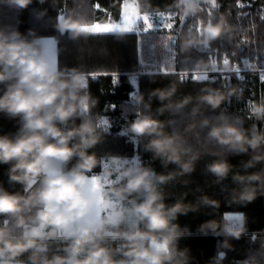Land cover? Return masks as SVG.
<instances>
[{
	"label": "clouds",
	"instance_id": "9594fccd",
	"mask_svg": "<svg viewBox=\"0 0 264 264\" xmlns=\"http://www.w3.org/2000/svg\"><path fill=\"white\" fill-rule=\"evenodd\" d=\"M32 2L10 0L20 9L27 8ZM176 4L184 16L194 15L200 8L199 0H176ZM59 28L75 37L84 34L86 25L76 17L67 16L59 23ZM225 31L226 20L223 17L215 22L202 23L196 34L182 41V50L194 45L207 47ZM201 63L198 62V66ZM209 65L215 67L216 62H203L204 67ZM0 66V83L12 81L0 94V113L19 116L21 121V127L14 135L0 134V164H10L8 174L11 182L26 186L25 192L21 193L10 192L0 185V215L14 220L13 224H0V258H3V264H26L18 258L27 252H30L28 259L31 264H129L128 259H116L118 253L130 258L132 264H171L176 256L184 257V264H187L186 250L175 248V242L184 232L173 222L179 215L197 210L201 204L218 207L219 201L204 195L198 204L185 203L180 199L168 205L161 185L194 170L201 153L188 144L185 133L192 132L197 126L206 127L211 121L206 118L198 125L190 123L183 133L169 132L167 129L174 121L162 120L156 113L162 115L166 111L182 109L194 99L197 101L194 113L202 105L217 109L231 96H242L243 89L239 86L227 90L206 86L196 97L186 95L174 100L172 98L178 89L177 84L172 83L154 89L147 103L143 93L136 96L137 104H144L149 111L138 112L128 131L134 137H148L145 149L159 158L165 167L175 164L178 168L168 173H156L153 168L145 166L126 168L117 177L123 183L119 187H109L104 195L113 194L121 200L133 197L135 201L133 194H140L142 198L131 209L119 208L111 199H106L104 206L112 209V215L106 219H94L100 194L93 190L89 173L100 161L97 154L89 152V149L99 142L101 132L91 119H82L79 124L73 119L95 103L90 93L82 94V90L88 87L87 75L76 68L66 75L44 51L39 39L29 40L18 30L6 32L0 29ZM203 77L208 79L207 74ZM153 98L162 102L156 113L151 111ZM249 108V118L264 122V100L251 102ZM69 121L73 122L72 127L62 126ZM207 137L237 154L251 151L250 158L241 165L243 171H234L235 166L227 157L213 160L207 169L217 177V183L231 175L239 185L231 193L234 202H252L264 186V171H248L264 163V128L256 124L244 128L226 119L212 124ZM74 158L75 165L68 169L67 164ZM112 159L117 161L120 157ZM112 174V170L107 172L108 176ZM37 179H40V185L33 188ZM34 209V215H27ZM129 213L145 227L112 234L113 238L123 237V244L119 247L104 244L105 236L109 235L106 225L109 222L118 224ZM29 221L34 226L16 235L14 229L23 228ZM218 229L237 239L245 231L243 227L229 224L221 229L215 220H209L200 227L205 234L212 231L219 235ZM161 234L164 236L163 246L150 243L159 240ZM53 239L69 241L63 246L64 254L41 256L49 251L47 241ZM224 246H229L227 240ZM224 255L219 253L217 262ZM240 264L258 262L255 257H249Z\"/></svg>",
	"mask_w": 264,
	"mask_h": 264
},
{
	"label": "trees",
	"instance_id": "16d2710c",
	"mask_svg": "<svg viewBox=\"0 0 264 264\" xmlns=\"http://www.w3.org/2000/svg\"><path fill=\"white\" fill-rule=\"evenodd\" d=\"M96 2L110 15L94 10L92 6ZM199 3L198 12L184 16L176 0H138L142 12H172L185 20L184 25L180 27V21L177 19L173 30L176 35L174 69L167 72H148L141 78V93L144 94L145 103L148 102L149 94L154 89L167 87L172 83H176L178 89L172 98L174 100H180L186 95L196 97L206 86L224 87L225 90L239 86L243 89L242 96L239 94L231 96L220 108L212 109L210 106L202 105L195 113L193 112L197 104L195 99L182 109L166 111L162 115L156 113V109L162 102L158 98L151 100L152 112L159 115L162 120L174 121L167 129L169 132L183 133L190 123L196 122L198 125L206 118L211 121L206 127L197 126L192 132L185 133L188 137V144L201 153L200 158L195 162L194 170L161 185V190L165 194V202L168 205L180 199H183L185 203L198 204L200 197L208 195L218 200L219 206L201 204L197 210L179 215L173 223L178 224L184 234L175 242V248L179 251L186 250L187 264H240L249 257H255L258 264H264V186L259 189L260 194L252 202H234L231 199V193L239 185L232 180L231 175L217 183V177L207 169V165L213 160L227 157L235 166L234 171H243L241 165L250 158L251 151L242 154L234 153L227 146L209 140L207 133L212 124L221 123L226 119L244 128H251L253 124L264 128V122L249 118L248 104L250 99L256 102L261 101V97L264 96V81L253 75L246 76L244 81H239L238 77L233 74L220 76L213 81H195L179 77L180 71L210 68L211 65L204 67L203 62L212 60L218 63L225 52L229 54L231 61L241 62L245 58H257L258 62L264 65V0H215L213 4H206L205 0H201ZM120 8V0H33L25 9L16 7L10 3V0H0V29L6 32L18 30L29 40L53 37L57 42L59 70L65 71L66 75H70L73 68L84 73L99 74L97 80H91L89 87L82 90V94L90 93L95 103L83 110L78 117L73 118L76 124H79L82 119H91L98 125V131L101 132L99 142L89 149V152L97 154L100 163L89 173V176L102 173L103 161L110 160L114 156L123 158L137 151L134 143L130 141L131 132L128 131V126L134 120L138 106L131 101L133 87L128 82L127 76L144 67L139 62V35L136 32L99 34L84 32L83 35L73 37L59 28L58 16L67 9L63 15L64 18L73 16L85 25L94 22L118 21ZM221 17L226 20L224 35L212 41L207 47L194 45L187 50H182V41L196 34L202 23L215 22ZM200 35L203 38L202 29ZM217 49H220L219 54H215ZM198 62H202L200 66ZM114 74L118 75L116 82ZM11 82L0 83V94H3L7 83ZM113 105H115L114 108ZM142 111L147 112L149 109L141 104ZM105 120L106 123H104ZM62 126L72 127L73 122L69 121ZM20 127L19 116L10 117L5 113H0V134L14 135ZM148 139V137H143L141 148L145 158V167L153 168L156 173L177 170V165L169 164L165 167L159 158H155L152 152L145 149L144 145ZM75 163L76 158L67 164V168L70 169ZM9 168L10 164H0V185L10 192L24 193L26 188L24 184L9 180ZM248 171H264V163ZM40 182V179H37L32 187H38ZM121 183L123 181H118L113 186L119 187ZM108 188L105 187V192ZM109 195L115 197L113 194ZM133 196L136 197L135 201L133 197L120 199L128 209L133 208L135 202L142 198L140 194H133ZM35 211L34 209L27 215H34ZM227 213L242 214L241 223L245 231L239 239L227 236L220 229H218L219 235L212 231L205 234L200 230L201 225L209 220L217 221L222 229L224 225L229 224ZM13 223L12 217L0 215V224ZM32 226L34 225L29 221L23 228H15V234L19 235ZM135 227L144 228L145 224L138 218L136 224H129L123 220L118 224L108 223L106 230L111 235L105 236L103 243L112 248L119 247L123 244V237L113 238L112 234L118 231H129ZM226 240L228 247L224 246ZM68 242L64 239L47 241L49 251L42 253L41 256H52L57 253L63 255V246ZM150 243L164 245L163 234L159 240ZM221 252L225 253L224 258L217 262L216 258ZM29 255L30 252L24 253L18 259L31 264L28 259ZM122 258L131 262V259L123 257L122 253L116 255V259ZM0 261H3V258H0ZM171 264H184V257L176 256Z\"/></svg>",
	"mask_w": 264,
	"mask_h": 264
},
{
	"label": "rangeland",
	"instance_id": "374dc122",
	"mask_svg": "<svg viewBox=\"0 0 264 264\" xmlns=\"http://www.w3.org/2000/svg\"><path fill=\"white\" fill-rule=\"evenodd\" d=\"M200 1L201 0H199V2ZM214 2L215 0H210V4H213ZM169 14H171L172 16H176V14L172 12L171 13L169 12ZM148 18L145 17L144 19L145 25L151 26L150 19ZM175 40H176V35L173 32H168L167 30H164V29H161V30L154 29L146 34L141 33L138 36V51H139V57H140L139 62L142 63L144 67L139 68L137 71L143 70L145 74H147L148 72H151V71L167 72L168 70H173L174 65H175V58H174L175 57V50H174ZM207 70L208 69H196L192 71H207ZM260 100H264V96L261 97ZM251 102H253V100L251 99L248 100L249 105ZM128 167H131V166H129L126 163V160L124 157L120 158L117 161H113V159L103 161L102 176H103L105 187L108 188L116 184L119 181L117 180V177L119 176L120 172L124 171ZM109 170H112L113 172L111 176L107 175V172ZM106 199H111L112 203L119 208H122V209L126 208L119 198L108 195L106 196ZM105 215L107 218H109L112 215V209L105 207ZM226 217L230 225L232 226L241 225L242 226V223H241L242 214L241 213H227ZM123 221L129 224H136L137 217L129 213ZM110 235L111 234L109 233V235H106V236H110Z\"/></svg>",
	"mask_w": 264,
	"mask_h": 264
},
{
	"label": "built area",
	"instance_id": "2783aa9c",
	"mask_svg": "<svg viewBox=\"0 0 264 264\" xmlns=\"http://www.w3.org/2000/svg\"><path fill=\"white\" fill-rule=\"evenodd\" d=\"M244 60V59H243ZM237 62V61H231L228 58V63L225 64V59L222 57L221 61L216 63L215 67L211 68V71L204 72V71H199V72H189L194 73L195 76H200L207 74L208 79L204 81H211L216 79L217 77H220L221 74H224L223 76L233 74L236 75L239 79V81H244L246 79L247 73L254 71L252 68V63L246 61L243 62ZM260 75L264 74V65L262 64L258 69H256ZM185 72L184 76H180L182 79H192L191 75L187 76ZM88 77V87L89 83L91 80H97L99 78L98 74H93V73H85ZM145 74V72L142 71H137L130 73L127 78L128 82L132 85V92H131V101L138 106V108H141V104H137L135 97L141 94V78ZM264 77V76H261ZM118 80V75L115 76L114 81L116 82ZM202 81V80H201ZM87 87V88H88ZM86 88V89H87ZM140 112V111H139ZM136 118V117H135ZM130 141H132L137 149V151L132 154V155H127L125 156L126 163L133 167V166H145V158L143 155V152L141 150L142 145H143V137H134V134H130ZM230 225V224H229ZM238 227H242L239 225Z\"/></svg>",
	"mask_w": 264,
	"mask_h": 264
},
{
	"label": "crops",
	"instance_id": "0c3cea01",
	"mask_svg": "<svg viewBox=\"0 0 264 264\" xmlns=\"http://www.w3.org/2000/svg\"><path fill=\"white\" fill-rule=\"evenodd\" d=\"M122 8H123V13L126 17V22L123 25H121L120 30L117 33L130 32V30L135 26V21L133 17H138L140 15H143L144 19L145 17L146 18L149 17L148 19H150V16L152 14V13L142 12L139 8L138 0H124ZM159 13H169V12H159ZM63 19H64V16L59 18L60 23H62ZM157 20H159V18H157ZM116 22L117 21H108V22H94L92 24H86L85 32L97 33V32L109 31L113 29ZM132 32H135V31H132ZM38 39L41 41L44 51L49 55L50 58L53 59L54 62L57 63V42L55 38L40 37ZM151 72H154V71H151ZM90 178H91V186L93 190L100 194L98 205L93 213V218L94 219H106L107 217L105 215V206H104V202L106 200V196L104 195L105 184L103 181L102 173L97 174V175H90ZM0 264H3V261H0ZM129 264H131V262H129Z\"/></svg>",
	"mask_w": 264,
	"mask_h": 264
},
{
	"label": "snow or ice",
	"instance_id": "6c2138e0",
	"mask_svg": "<svg viewBox=\"0 0 264 264\" xmlns=\"http://www.w3.org/2000/svg\"><path fill=\"white\" fill-rule=\"evenodd\" d=\"M206 4L210 3V0H205ZM120 4H121V8L119 9V15H118V21L115 23L113 29L109 30V31H105V32H97L95 34H99V33H117L120 30L121 25H123L126 22V17L123 13V0H120ZM218 4V2H217ZM94 10H99V11H103L105 15H110V13L106 10V9H101L99 3L94 4L93 6ZM67 9L63 10L58 18H61L65 13H66ZM157 18H159V20H157ZM134 21H135V26L130 30V32L135 31L138 35H140L141 33H148L151 30L154 29H164L167 30L168 32H173L175 25H176V21L177 19H179L180 21V27H182L185 23V20L181 19L178 16H172L169 13H152L150 16V23L151 26H147L145 25V20L143 15H140L138 17H133ZM177 30V29H176ZM220 53V49L216 50L215 54H219ZM222 57L225 59L226 62H228V58H229V54L227 52L223 53ZM246 58L243 60V62H246ZM167 74V73H166ZM187 76L191 75V78L195 81H201L204 80L203 75L200 76H195L194 73H186ZM180 76H184L185 75V71H182L179 73ZM224 74H221V76H223ZM261 76H264V74H262ZM264 80V79H262ZM113 108L115 106H112Z\"/></svg>",
	"mask_w": 264,
	"mask_h": 264
},
{
	"label": "bare ground",
	"instance_id": "6f19581e",
	"mask_svg": "<svg viewBox=\"0 0 264 264\" xmlns=\"http://www.w3.org/2000/svg\"><path fill=\"white\" fill-rule=\"evenodd\" d=\"M247 60L246 61H248V62H250V63H252L253 65H252V68H253V70L254 71H252V72H249V73H247V76H251V75H253V76H256V78H258L259 80H262V79H264V77H261V75L257 72V71H255L256 69H258L260 66H261V64L262 63H259L258 62V60H257V58H254V59H251V58H246ZM211 68H212V66L210 67V68H208V70L207 71H204V72H208V71H211ZM180 72H182V71H180ZM179 72V73H180ZM185 72H199V71H185ZM179 77H180V75H179ZM181 78V77H180ZM218 78V77H217ZM216 78V79H217ZM182 79V78H181ZM216 79H214V80H216ZM211 81H213V80H211ZM264 81V80H263ZM138 111L136 112V114H135V116H134V118L133 119H135V117H136V115L138 114V112L140 111L141 112V108L139 109H137Z\"/></svg>",
	"mask_w": 264,
	"mask_h": 264
}]
</instances>
